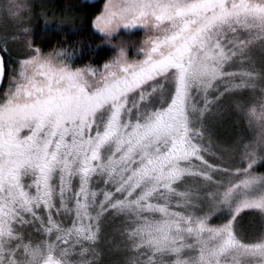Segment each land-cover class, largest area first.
Returning a JSON list of instances; mask_svg holds the SVG:
<instances>
[{"label": "snow or ice", "instance_id": "obj_1", "mask_svg": "<svg viewBox=\"0 0 264 264\" xmlns=\"http://www.w3.org/2000/svg\"><path fill=\"white\" fill-rule=\"evenodd\" d=\"M35 8L0 0V264H264V0Z\"/></svg>", "mask_w": 264, "mask_h": 264}, {"label": "rangeland", "instance_id": "obj_2", "mask_svg": "<svg viewBox=\"0 0 264 264\" xmlns=\"http://www.w3.org/2000/svg\"><path fill=\"white\" fill-rule=\"evenodd\" d=\"M33 3L36 5V8H35V12H40L41 11V6H44V7H50L51 6V4L49 3V1L48 0H33ZM51 16V15H50ZM38 16H34L33 17V21H34V19H36ZM20 51V49L19 48H13V49H11L9 52H4V53H2V54H4V55H8V57H11V58H15L16 56H17V53ZM4 86L6 87V82H5V84H4ZM257 171H264V168H257L256 169ZM251 217L250 216H248V217H246L245 218V223L247 222V220L248 219H250ZM214 223L216 222V221H213Z\"/></svg>", "mask_w": 264, "mask_h": 264}, {"label": "trees", "instance_id": "obj_3", "mask_svg": "<svg viewBox=\"0 0 264 264\" xmlns=\"http://www.w3.org/2000/svg\"><path fill=\"white\" fill-rule=\"evenodd\" d=\"M49 3L51 4V8H54V9H57L59 10L60 8L64 7L66 3H73V4H77L80 2V0H48ZM102 3H103V0H100V5L102 6ZM99 10V8H97V11ZM78 11H81L82 10H79ZM52 13L49 12L48 15L50 16ZM42 23V21L40 20L39 17H37L36 19H34L33 21V26L36 27L38 25H40ZM4 55V54H3ZM5 59H9L8 55H4ZM5 82H6V79H5ZM5 84V83H4Z\"/></svg>", "mask_w": 264, "mask_h": 264}, {"label": "water", "instance_id": "obj_4", "mask_svg": "<svg viewBox=\"0 0 264 264\" xmlns=\"http://www.w3.org/2000/svg\"><path fill=\"white\" fill-rule=\"evenodd\" d=\"M0 55H3L2 53H0Z\"/></svg>", "mask_w": 264, "mask_h": 264}]
</instances>
